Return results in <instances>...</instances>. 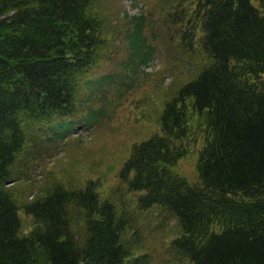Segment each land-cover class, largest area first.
Instances as JSON below:
<instances>
[{
	"label": "trees",
	"instance_id": "16d2710c",
	"mask_svg": "<svg viewBox=\"0 0 264 264\" xmlns=\"http://www.w3.org/2000/svg\"><path fill=\"white\" fill-rule=\"evenodd\" d=\"M180 1L146 0V12L131 16L125 68L139 75L164 50L167 72L188 77L173 83L159 113L162 134L133 145L120 178L140 210L159 209L163 223L178 220L181 234L172 247L181 258L264 264V0H255L257 6L254 0H184L193 6L186 24L203 31L199 49L190 31H180L178 42L167 38ZM95 3L0 0V264H152L125 238L135 231V216L101 200L93 185H56L26 203L35 225L28 235L20 232V207L8 188L21 165L27 170L47 151L32 128L44 129L77 108L80 76L106 41ZM183 22L184 15L176 20ZM88 121L90 127L93 117ZM72 130L70 123L61 138ZM196 130L204 139L193 182L175 168ZM69 206L86 212L82 240Z\"/></svg>",
	"mask_w": 264,
	"mask_h": 264
},
{
	"label": "rangeland",
	"instance_id": "374dc122",
	"mask_svg": "<svg viewBox=\"0 0 264 264\" xmlns=\"http://www.w3.org/2000/svg\"><path fill=\"white\" fill-rule=\"evenodd\" d=\"M153 1L150 0V3ZM143 2L96 0L93 4V11L100 15L106 41L95 63L80 76L77 108L70 116L83 122L92 116V127L86 129L82 126L68 140L59 144L48 146L44 143L47 151H43L38 161L27 170L21 165V172L8 188L20 207L22 235L30 234L35 228L33 217L24 211L26 203L48 195L56 185L70 190H84L91 184L101 200L111 199L135 216V231L125 233V238L133 245L135 255H149L152 264H192L186 258H181L172 247L173 240L181 234L178 220L170 218L163 223L159 209L140 210L136 193L126 189L120 178V170L132 154L133 145L155 133L162 134L159 113L165 101L173 94L170 92L173 83L188 77L181 75V72H167L164 50L162 56L154 54L148 63L142 64L139 75L125 68L130 53L126 33L131 16L145 10L146 4ZM254 4L257 1L254 0ZM192 8L184 0L178 2L175 8L178 10H175L176 15L172 19L167 38L178 42L183 38L180 31H190L188 37L192 36L195 49H199L201 25L190 28L186 24V14ZM182 15L183 24L176 23ZM153 35V32L150 33L151 38ZM126 75L129 78L135 77L137 81L132 84L121 83L120 79ZM122 80L129 82L128 78ZM67 127L69 125L65 123L60 130ZM32 130L37 135L40 133L36 126ZM43 134L41 138H44ZM203 139V133L196 130L195 135L188 140L186 155L175 168L180 175L193 182L198 178L196 166ZM68 211L72 218L73 232L82 240L86 231V212L71 206Z\"/></svg>",
	"mask_w": 264,
	"mask_h": 264
}]
</instances>
